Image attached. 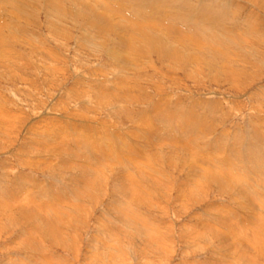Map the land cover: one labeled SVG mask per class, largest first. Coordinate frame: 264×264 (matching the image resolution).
Returning <instances> with one entry per match:
<instances>
[{
	"label": "rangeland",
	"instance_id": "1",
	"mask_svg": "<svg viewBox=\"0 0 264 264\" xmlns=\"http://www.w3.org/2000/svg\"><path fill=\"white\" fill-rule=\"evenodd\" d=\"M57 1L62 4L61 10L49 11L47 17L49 0H10L11 4L0 5L5 7L0 9V108L7 114L2 117L4 122L0 120V264H250L251 258L256 264H264V257L253 258L251 252L235 249L231 235L221 240L220 234L227 232L223 227L233 222V226L244 229L241 226L247 227L256 213L237 204L240 200L247 202L245 194L234 195L208 179L213 173L220 177V167L214 168L215 172L209 169L206 179L195 187L197 194L189 196L185 187L192 179L190 168L176 165L173 169L166 161L169 148L161 147L159 151L164 154L155 164L152 153H147L152 154L150 159L146 154H129L126 149L116 154L139 157L153 166L143 170L145 164L141 162L139 174L137 166L113 160L114 154L89 151L96 143L101 147L110 141H118L119 147L124 141L126 148L131 143L145 147L148 140L157 143L154 136L169 138L176 134L178 140L190 143V156L193 152L205 161L226 159L227 170L223 172H238V188L247 178L243 169L247 165L250 169L252 164L255 170H250L249 179L261 193L254 203L258 208L263 206L261 229L256 235L264 246V0ZM134 24L138 27L136 33L132 32L131 46H139L143 57L132 55L134 65L109 61L107 47L113 44L112 39H119L114 32L121 35L124 28ZM156 42H166L181 61H166L165 57L147 53L145 46ZM162 45L158 53H171ZM123 49L126 51L124 47L116 51ZM118 85L125 87L123 92ZM127 91L129 95L124 96ZM157 107L162 113L171 112L175 118L171 123L180 122L185 129L178 126L170 131V121L152 113ZM56 135L59 142L63 139V150L72 148L71 152L83 153L81 149L86 146L88 160L95 157V162L87 160L85 165L95 164L103 174L95 177V183L90 177L91 188L81 185L86 180L82 172L52 157L72 158L57 152L60 149L54 145H60L55 142ZM108 137L113 140L108 141ZM183 147L185 151L187 145ZM50 149L55 150L52 153ZM105 158L111 164L115 162L119 173L127 175L135 170L132 182L135 187L140 184L137 191L134 189L137 196L113 190L115 180L109 173H115L103 167L106 163L101 165ZM177 158H173L174 164H180ZM77 172L78 180L69 181L67 176H76ZM45 186L55 190L41 191ZM59 189L61 202L52 203L55 211L48 209L49 203L44 207L46 218L50 215L56 226L46 222L47 226H42L41 210L31 209L34 215H30L18 208L21 202L28 209V205L41 207ZM24 194L34 200L21 199ZM126 205L129 209L123 213H130L138 222L116 216V210H124ZM207 212L217 215L213 227H206L211 224ZM107 220L115 223L111 225L113 230ZM139 221L144 224L140 226ZM231 250L235 251L234 258L226 256Z\"/></svg>",
	"mask_w": 264,
	"mask_h": 264
},
{
	"label": "bare ground",
	"instance_id": "2",
	"mask_svg": "<svg viewBox=\"0 0 264 264\" xmlns=\"http://www.w3.org/2000/svg\"><path fill=\"white\" fill-rule=\"evenodd\" d=\"M165 1V0H164ZM9 3V4H11L10 3V0L8 1V0H2V2H0V5L1 4H5V3ZM106 2V1H105ZM109 4V3H108ZM49 5L51 6V7H49V8H47V11H46V17H47V14H48V12L49 11H52V10H54V11H56V12H58V10L60 9L61 10V8H62V4L60 3V2H58L57 0H49ZM89 5V4H88ZM2 7H0V9H1ZM116 8V7H115ZM143 8V7H142ZM3 10L5 9V7H3L2 8ZM90 9V8H89ZM113 9V8H112ZM91 10H95L93 7H92V9ZM144 10V9H143ZM142 10V11H143ZM105 11V10H104ZM118 11V10H117ZM121 11V10H120ZM89 12V11H88ZM97 12V11H96ZM103 12V11H102ZM119 12V11H118ZM145 12V11H144ZM201 12V11H200ZM53 13V12H52ZM55 13V12H54ZM86 13H87V11H86ZM91 13V12H90ZM89 13V14H90ZM104 13V12H103ZM106 13V12H105ZM109 13V12H108ZM107 13V14H108ZM58 14V13H57ZM94 14V13H93ZM92 14V15H93ZM100 14V13H99ZM113 14V13H112ZM115 14H117V13H115ZM139 14V13H138ZM142 15H143V13H141ZM91 15V14H90ZM96 15V14H95ZM101 16H103L102 14H100ZM89 16V15H88ZM108 17V16H107ZM89 18V17H88ZM96 18L97 19H99V17L98 16H96ZM102 18V17H101ZM106 18V17H105ZM109 18H111V17H109ZM49 19V18H48ZM103 19H104V17H103ZM50 20V19H49ZM93 21V20H92ZM94 21H95V19H94ZM82 23V22H81ZM99 24V23H98ZM151 24V23H150ZM157 25V24H156ZM2 26V23H1V25H0V27ZM93 26V25H92ZM136 26L137 25H131V26H128L127 28H124L123 30L125 31V33L123 32L121 35H120V33H118V34H115V32H114V35L115 36H117L119 39H112L113 40V44L110 46L109 45V47H107V53H108V56L106 57L107 59H109V61L110 60H112L113 61V63H115V59H116V61L117 62H119V63H122V65L123 64H125V65H129V64H133L134 65V60H133V58H132V55H134L135 57H136V59L137 58H139V57H143L141 54H139L140 52H139V50H140V47L139 46H137V47H135V46H131V41H133V40H131L132 38H133V34H135L136 33V31H135V28H136ZM142 26V25H141ZM111 27V26H110ZM138 27V26H137ZM145 27H146V25H145ZM151 27V26H150ZM149 27V28H150ZM197 27V26H196ZM106 28V27H105ZM155 28V27H154ZM205 28V27H204ZM100 29V28H99ZM104 29V28H103ZM113 29H116V28H113ZM151 29V28H150ZM250 29V28H249ZM94 30H96V29H94ZM101 30V29H100ZM100 30H98L97 29V33H100L101 34V32H100ZM109 31H110V29H108ZM108 30H106V32H103V33H107V31ZM122 30V31H123ZM153 30V29H152ZM166 30V29H165ZM164 30V31H165ZM169 30H170V28H169ZM168 30V31H169ZM251 30V29H250ZM135 32V33H132V32ZM142 31V30H141ZM167 31V30H166ZM168 31H167V33H168ZM171 31V30H170ZM179 31V30H178ZM95 32V31H94ZM112 32V31H111ZM138 32V31H137ZM142 33V32H141ZM164 33H166V32H164ZM166 33V34H167ZM178 33V32H177ZM177 33H175V34H177ZM179 34V33H178ZM138 35V34H137ZM150 35V34H149ZM205 35V34H204ZM208 35V34H207ZM235 35V34H234ZM142 36V35H141ZM144 36V35H143ZM209 36V35H208ZM146 37V36H145ZM153 37V36H152ZM206 37V36H205ZM213 37V36H212ZM232 37V36H231ZM231 37H230V39H231ZM244 37V36H243ZM242 37V38H243ZM113 38V37H112ZM135 38V37H134ZM141 38V37H140ZM150 39H153L154 40V38H151V36L149 37ZM174 38H177V37H174ZM182 38V37H181ZM207 38V37H206ZM241 38V37H240ZM241 38V39H242ZM178 39V38H177ZM184 39V38H183ZM192 39V38H191ZM244 39V38H243ZM131 40V41H130ZM135 40V39H134ZM143 40V39H142ZM153 40H151V41H153ZM193 40V39H192ZM200 40H201V38H200ZM209 40H211V39H209ZM237 40H239V39H237ZM107 41V40H106ZM141 41V40H140ZM144 41V40H143ZM179 41V40H178ZM205 41V40H204ZM219 41V40H218ZM136 42H138V41H136ZM147 42V41H146ZM146 42H144V43H146ZM206 42H207V40H206ZM241 42V41H240ZM126 43V44H125ZM157 43V45L155 44V43H153L152 45H150V46H145L146 48L148 47V50H147V53L149 52V54H156L158 57H165L166 59V61H168L169 59H175V60H177L176 58H178L180 61H181V59H180V56L178 55V53H173V50L174 49H170L171 47L170 46H168L167 45V43L166 42H161V43H159V42H156ZM162 43L164 44V46H165V48L166 49H164V50H171V53H169V52H161V53H158V49H160V50H163V45H162ZM194 43V42H193ZM204 43V42H203ZM235 43V42H234ZM243 43V42H242ZM134 44H135V42H134ZM147 44V43H146ZM207 44V43H206ZM213 44V43H212ZM238 44V43H237ZM245 44H246V42H245ZM0 46H1V44H0ZM124 47L125 49H126V51H124V49H123V52H120L119 53V51H116V48L117 47ZM239 46V45H238ZM205 48V47H204ZM218 50V49H217ZM245 50V49H244ZM106 51V50H105ZM202 51V50H201ZM210 51V50H209ZM219 51V50H218ZM223 51V50H222ZM195 52V51H194ZM123 53V54H122ZM142 53L143 54H145L144 52H143V49H142ZM197 54V53H196ZM195 54V55H196ZM185 55V54H184ZM245 55V54H244ZM182 56V55H181ZM193 57V56H192ZM197 58V57H196ZM183 59V58H182ZM186 59H188V57L186 58L185 57V60ZM246 59V58H245ZM184 59L182 60L183 62H186ZM197 60V59H196ZM111 61V62H112ZM190 60H188V62H189ZM192 61V60H191ZM193 62H194V60H193ZM197 63H198V60H197ZM118 64V63H117ZM194 64L196 65V63L194 62ZM121 65V66H122ZM132 65V66H133ZM136 65V64H135ZM124 66V65H123ZM128 67V66H127ZM138 67V66H137ZM115 68V67H114ZM228 72V71H227ZM129 78V77H128ZM122 79V78H121ZM118 87H119V85H118ZM78 88V87H77ZM120 88V87H119ZM123 88V89H122ZM122 88H120L121 89V92H123V90L125 89V87H122ZM119 90V89H118ZM126 91V90H125ZM124 91V92H125ZM78 92V91H77ZM116 92V91H115ZM115 92H113L112 91V93L113 94H115ZM128 93V91L126 92V93H124L123 95L124 96H128L129 94H127ZM118 95H120L119 93H118ZM75 96H76V94H75ZM77 98V97H76ZM120 98V97H119ZM121 98H123V97H121ZM126 98V97H125ZM124 98V99H125ZM159 100H164V99H159ZM165 101V100H164ZM167 102V101H166ZM166 105V104H165ZM159 106V105H158ZM173 106V105H172ZM160 107V106H159ZM159 107H157L154 111H153V109H152V113L154 114V115H159L158 117H160L161 119H166V120H168V121H170V122H168V121H166V122H168V123H170V125H168L169 126V129H170V131L172 130V132L175 130L174 128L175 127H177V128H179L178 126H181V127H184L183 125H179V124H182V123H178V122H174V124L173 123H171V121L173 122L174 120H175V118H174V116L171 114V112L170 113H168L167 111H164V113H162V110H161V108H162V105H161V108H159ZM165 107V106H164ZM166 109V108H165ZM163 110H164V108H163ZM159 111V112H158ZM182 111V110H181ZM139 112H140V110H139ZM166 112V113H165ZM6 113H4L3 114V111H2V108H0V120L2 121V122H4V119L2 118L3 117V115H5ZM121 114V113H120ZM182 114H184V113H182ZM187 115H188V113H187ZM6 116H7V114H6ZM148 116V115H147ZM163 117V118H162ZM192 118V117H191ZM160 119V121H162ZM136 120V119H135ZM5 122H6V120H5ZM146 124V123H145ZM187 124H188V122H187ZM4 125V124H3ZM10 125V124H9ZM142 125V124H141ZM61 126V125H60ZM147 126H150V125H148V123H147ZM11 127V126H10ZM7 128V127H6ZM153 129H154V127H153ZM168 129V130H169ZM184 129H185V127H184ZM183 129V130H184ZM182 130V131H183ZM4 131V130H3ZM51 131H53V130H51ZM58 131V130H57ZM108 131H109V129H108ZM144 131V130H143ZM151 130H149V132H150ZM59 132H60V130H59ZM148 132V131H147ZM177 132H178V130H177ZM51 133V132H50ZM61 133H62V130H61ZM60 133V134H61ZM69 133V132H68ZM108 133V135L111 133V130H110V133L109 132H107ZM107 133L105 134V135H107ZM158 133V132H157ZM59 133H58V135H60ZM154 134H155V132H154ZM180 134H182L181 132H180ZM61 135H63V133L61 134ZM131 135V134H130ZM146 135V134H145ZM174 135V134H173ZM178 135V134H177ZM57 136V135H56ZM73 136V135H72ZM112 136H113V134H112ZM134 136V135H133ZM158 136V135H157ZM162 136V135H161ZM170 136V135H169ZM175 136V137H174ZM174 136H170L169 138H162V137H159V138H157L156 136H154L155 137V141L157 142V143H155L154 141V143H152V141L151 140H148L147 141V144H145V147L144 146H140V147H138L137 148V146H139V145H137L136 147L134 146V144H130V145H127L128 146V148H126V146H125V141L123 142L124 143V145L121 147H119L118 145V141H117V138H116V141L117 142H115V143H113V141H110V142H105V139L103 138V140H102V142L104 141L105 143H103L102 144V146L100 147L99 145H97V143H96V146L94 147V149H93V147H91L90 145V149H89V151H91L92 150V152H94V151H97V152H100V153H103L104 155L105 154H114V157H112V156H107V158H110V157H112L113 158V160H117V161H123V162H126V163H131L132 164V166H137V168H138V174L140 173L139 172V170H140V167L141 166H139L140 164H141V162H142V160L141 159H139V157L137 158V159H135V158H131V157H128V158H125V157H117V155L116 154H118V153H125V149H126V151L129 153V154H139V156H141V154L142 155H147V153H152V154H154L153 155V159H152V161H154V164L156 163V159H157V157H160L161 155H163L164 153H162L161 151H159L160 149H162V148H169V155H168V158H167V160L166 161H169L170 163H169V165L170 164H172V168H173V166H176V165H179V166H182V169H184L185 167H186V169L187 168H190V172L191 173H189L190 174V176L189 177H191L192 179H189L188 180V184H187V186L185 187L186 188V190L188 189V194H189V196H191V195H193L194 193H196L197 194V191H196V189H195V187H196V185L198 184L199 185V181H203V180H205L206 178V175H208L209 174V172L211 171V170H213L214 168H219L220 167V174H222V175H220V177L219 176H217V174H215V173H213V175L212 174H209V176H210V178H208V179H211V180H214V182H216V183H218V186H220L221 188H223V189H225V190H227V191H229L230 193H232V194H234V195H238V194H242V195H246L247 197H248V200H247V202H243V200H240L239 201V203H237L239 206H244V207H246V209H251V211L252 210H254V212L256 213L255 214V218H253V219H255L254 221H253V219H252V221H249V223H247V227H243V226H241L240 224L238 225V226H241L242 228H244V229H241V228H239V227H237V226H233L232 224H233V222L232 223H229V225H228V227H223V230H225V231H227V232H222V235L220 234V237L222 238L221 240H224V238L226 237V235H231V242H232V246L233 247H235V249H236V247H241V248H243V250L245 249V250H247L248 252H251V253H249V255L251 254V256L254 258V256L256 257V256H262V257H264V246H262V244H261V240H260V238L258 237V234L256 235V233H257V231L259 232V229H261L259 226H260V224L262 223L261 222V220H260V218H262L261 216L263 215L262 214V208H263V206L262 207H259L258 208V205H255V203H256V201H258L259 199H260V195H261V193H260V191H256L255 190V181L254 180H251V179H249L250 177L249 176H251V171L250 170H255V167H252V164L250 165V169H248L247 167L249 166V165H247V167L246 168H244L243 169V171H245L246 173H244V174H246V176H247V178L249 179V182L247 181L248 179L246 178V180H244L243 181V183H242V186L243 187H239L238 188V186H239V184H240V181H239V177H240V175H238L237 173H236V175H232V174H230L229 173V175L227 174V175H225L226 173H225V171L223 172V169L224 170H227V168H225L226 167V165H224V162L226 161V159H224V161H218V160H216V159H209V161H205V160H202V159H200V158H197L196 156H193V152H191V155L192 156H190L189 155V152H190V150H189V147H190V143L188 142V141H180V140H178L177 138H176V134L174 135ZM59 136H57V140H55V142H57L58 141V144L60 145V146H56V144L54 145V147H55V149H60V150H57V152L59 153V154H62V153H67V154H69L72 158L71 159H65V158H61V157H58V156H53V151L55 150H53L52 151V149H50L51 151H52V157H55V158H57V159H60L61 160V162L63 161L64 163V165L67 167H69V168H72V169H77L79 172H82V174H83V176L86 178V180H84V181H82L81 183V185H83L84 187L85 186H87V187H90L91 188V183H89L88 184V181H89V179H91L90 177H92V178H94V180L92 181V182H94L95 180H97V178L95 179V177H98V178H100L101 177V175L103 174V172H101L100 171V168H98V167H95V164H92L91 163V171H90V167L88 166L87 167V165H85V161H87L88 159H89V157H88V155H87V147L86 146H83V149H81L82 151H83V153H80V152H78V151H75V152H71V149H66L65 148V150H63L64 149V144H63V139L59 142V138H58ZM71 137V136H70ZM116 137V136H115ZM114 137V138H115ZM61 138V137H60ZM50 139H52V137L50 138ZM71 139V138H70ZM108 139V141H109V137L107 138ZM142 139V138H141ZM146 139V138H145ZM154 139V138H153ZM165 139V140H164ZM184 139V138H183ZM186 139V138H185ZM184 139V140H185ZM190 139V138H189ZM46 140V139H45ZM53 140V139H52ZM72 140V139H71ZM76 140H77V138H76ZM96 140V139H95ZM99 140H101V139H99ZM99 140H97V141H99ZM110 140H113L112 138L110 139ZM54 141V140H53ZM52 141V142H53ZM119 141H121L120 139H119ZM49 142H51V141H49ZM51 142V143H52ZM89 142V141H88ZM88 142H86V143H88ZM100 142L101 141H99V143L98 144H100ZM129 142V141H128ZM65 143V142H64ZM79 143V142H78ZM84 143V142H83ZM91 143V142H90ZM145 143V142H144ZM46 144V143H45ZM47 144H49L48 142H47ZM129 144V143H128ZM184 144L185 145H187V148H186V150L185 151H182V149L184 148L183 146H184ZM104 145V146H103ZM121 145V144H120ZM47 146V145H46ZM45 146V147H46ZM53 146V145H52ZM124 146H125V148H124ZM164 146V147H163ZM49 147V146H48ZM50 147H51V145H50ZM54 147H51V148H54ZM66 147V146H65ZM154 147V148H153ZM162 147V148H161ZM87 148V149H86ZM48 149V148H47ZM185 149V148H184ZM42 150V149H41ZM49 150V149H48ZM63 150V151H62ZM76 150V149H75ZM84 150H85V152H84ZM167 150V149H166ZM46 151V150H45ZM154 151H156V152H154ZM46 153V152H45ZM162 153V154H161ZM152 154L150 155V154H148L147 156H148V158L150 159L151 158V156H152ZM82 155H83V157L84 158H82ZM124 155V154H123ZM246 155V154H245ZM252 155V154H251ZM251 155H248V156H251ZM93 157V156H92ZM174 157H178L177 159H181V160H179V161H181V162H179L180 164H174ZM161 158V157H160ZM205 158V157H204ZM212 158V157H211ZM95 162L96 160H95V157L94 158H92L91 159V157H90V160H88V162ZM147 161V160H146ZM149 161V160H148ZM147 161V162H148ZM151 161V162H152ZM188 161V162H187ZM249 161V160H248ZM22 162V161H21ZM52 162V161H51ZM210 162V163H209ZM250 162V161H249ZM49 163V162H48ZM47 163V164H48ZM81 163H83V164H81ZM104 163H106V164H104ZM167 163V162H166ZM227 164H228V166H229V161H227L226 162ZM251 163V162H250ZM26 164V163H25ZM40 164V163H39ZM102 164H104L103 165V167H105L106 168V170H108V171H114V173H115V175H113V172H112V174L111 173H109L110 174V176H111V178H113L114 180H115V183H114V186H113V190H115L117 193L119 192V194H123V195H128L129 197H133V194L134 195H136L137 196V194H135L136 192H135V190L134 189H136V191H137V188H139L140 187V184H136V187H135V184L132 182V180H133V175H132V173L134 172L135 173V170L133 171V172H127V175H124L125 173H122V172H120L119 173V171H120V168L116 171V168H115V166L116 165H114L115 164V162H114V164L112 163H109V162H107V159L105 158L103 161H102V163H101V165ZM142 164H145L144 166H143V170H145L144 168H145V166L147 167L146 169L147 170H149V169H151L153 166H151V164L150 165H148L147 166V164L146 163H143L142 162ZM202 164H204V165H202ZM249 164V163H248ZM49 165V164H48ZM258 165L259 164H257V166H256V171L258 172L259 171V167H258ZM45 166V165H44ZM61 166V165H60ZM130 166V165H129ZM132 166H130V167H132ZM201 166H203L201 169H199ZM225 166V167H224ZM230 166H231V164H230ZM233 166H235V167H237L236 165H233ZM260 166V165H259ZM66 167H63L62 166V168H66ZM118 167V166H117ZM243 167V166H242ZM127 169V168H126ZM174 169V168H173ZM209 169H210V171H209ZM231 169V168H230ZM236 169V168H235ZM241 169V168H240ZM125 170V169H124ZM142 170V171H143ZM185 170V169H184ZM217 170V169H216ZM238 170V169H237ZM88 171H90V172H88ZM116 171V172H115ZM126 171H129V170H126ZM132 171V170H131ZM214 171V170H213ZM234 171V170H233ZM240 171V170H239ZM156 172H158V170L156 171ZM212 172V171H211ZM215 172V171H214ZM217 172H218V170H217ZM219 172H218V175H219ZM228 172V171H227ZM206 173V174H205ZM233 173V172H232ZM263 173V172H262ZM74 173H70V176H67L68 178H69V181H77L78 180V177H79V175H78V172L76 173L77 175L75 176V175H73ZM81 174V173H80ZM81 174V175H82ZM136 174V173H135ZM137 174V175H138ZM234 174V173H233ZM96 175V176H95ZM120 175H123V176H120ZM61 176V175H60ZM100 176V177H99ZM133 176V177H132ZM222 176V177H221ZM223 176H227V177H230L229 179H227L226 177H223ZM148 178H149V175L147 176ZM62 178V177H61ZM241 178V177H240ZM259 178V177H258ZM76 179V180H75ZM140 179V178H139ZM146 179V178H145ZM61 180V179H60ZM60 180H58V182L60 181ZM192 180V181H191ZM138 181V180H137ZM43 182V181H42ZM47 182V181H46ZM96 182V181H95ZM94 182V183H95ZM135 182V181H134ZM191 182V183H190ZM61 183V182H60ZM78 184H79V182H77ZM76 183V184H77ZM138 183V182H137ZM212 183V182H211ZM200 184H201V182H200ZM50 185V184H49ZM142 185V184H141ZM191 185V186H190ZM18 186V185H17ZM48 186V185H47ZM68 186V185H67ZM66 186V187H67ZM189 186V187H188ZM72 187H74L73 186V184H72ZM76 188H77V186H75ZM74 187V188H75ZM135 187V188H134ZM142 187V186H141ZM48 188H51L50 186L49 187H44V188H40V190L41 191H43V192H46L47 190V193L48 192H50V191H52V190H55V188L53 189V188H51V189H48ZM65 188V187H64ZM63 188V189H64ZM143 188V187H142ZM145 188V187H144ZM197 188H198V186H197ZM15 189V188H14ZM19 189V188H18ZM21 189H23V188H21ZM46 189V190H45ZM63 189L61 190V191H63ZM66 189V188H65ZM78 190H84L83 189V187H81L80 186V188L78 187L77 188ZM223 189H221V190H223ZM70 190V189H69ZM15 191V190H14ZM58 191H60V189L59 190H57V192L56 193H54V195L53 196H51V193H50V196H51V200L49 201H44L43 202V204H41V207L40 206H37V208L35 207V206H29L28 205V207L30 208V209H28V208H25L24 206H25V204H23L22 202H21V204H20V202L18 201V199H16L18 202H19V206H18V208L24 213V214H33V212H31L30 210L31 209H35V210H38V211H40L41 210V219H42V221H41V223H43V225L42 226H47V225H49V226H51V227H53V226H56L58 223L56 222V223H53L52 224V219H51V216L50 215H48L49 217H48V219L46 218V215H47V213H46V210L44 209V207H45V205L47 204V203H49L48 204V209L49 210H51L52 209V203L54 204L55 202H57L58 204L61 202V198L58 196V194H61V193H58ZM67 191V190H66ZM75 191H77V190H75ZM143 191V190H142ZM203 191V190H202ZM25 192V191H24ZM144 192V191H143ZM143 192L141 193V195H139V196H141L140 198H143L142 196L144 195L143 194ZM47 193H45V194H47ZM77 193V192H76ZM75 193V195L77 196V194ZM250 193H252V194H250ZM263 193H264V190H263ZM53 194V193H52ZM57 194V195H56ZM260 194V195H259ZM22 195V194H21ZM20 195V196H21ZM73 195H74V193H73ZM147 195V194H146ZM24 196V197H23ZM22 197L23 198H21V199H23V200H25V198H28V199H30L31 197L28 195V197H25V194L23 195ZM27 196V195H26ZM67 196H68V194H67ZM75 196V197H76ZM122 196V195H121ZM19 197V196H18ZM81 197V196H80ZM87 197V196H86ZM123 197V196H122ZM184 197V196H183ZM70 199V198H69ZM69 199H67V200H69ZM75 199V198H74ZM80 199V198H79ZM16 200H12L13 202H16ZM32 200H34V198H31V200L30 201H32ZM63 200V199H62ZM76 200V199H75ZM139 200V199H138ZM21 201V200H20ZM29 201V200H28ZM261 201H262V199H261ZM5 202V201H4ZM17 202V203H18ZM255 202V203H254ZM123 203V202H122ZM27 204H28V202H27ZM124 204V203H123ZM259 204V203H258ZM263 204H264V202H263ZM22 205V206H21ZM63 205V204H62ZM75 205V204H74ZM124 206V205H123ZM129 206L130 205H126V208L123 210V209H118V210H116V211H118L120 214H122V216H120L119 215V213L118 214H116V216L119 218V217H121V219L123 220H128V221H132V222H138V220L135 218V217H133V215H131L130 213H129V215H126L125 213H123V211H125V210H128L129 209ZM212 206H214V205H212ZM259 206H260V204H259ZM56 207V206H55ZM119 207V206H118ZM211 208V207H210ZM241 208V207H240ZM12 209V208H11ZM116 209V208H115ZM259 209H260V211H259ZM9 210V209H8ZM52 210H54V209H52ZM244 210V209H243ZM256 210V211H255ZM55 211V210H54ZM208 211V210H207ZM210 211V210H209ZM264 211V210H263ZM58 212H59V210H58ZM53 213V212H52ZM50 214V213H49ZM106 214H107V212H106ZM207 214L209 215V216H206L207 218V220L208 221H210L211 222V224H206V227H213L212 226V223L213 224H216V221H214L215 219V217L217 216H215V215H212V213L211 212H207ZM220 214V213H219ZM34 215V214H33ZM40 215V214H39ZM251 215V214H250ZM56 216V215H55ZM100 216V215H99ZM103 216V215H102ZM252 216H254V215H252ZM251 216V217H252ZM199 217V216H198ZM37 218V217H36ZM35 218V219H36ZM39 218L40 217H38V220H39ZM43 218H44V220H43ZM62 218V217H61ZM102 218V217H101ZM257 218V219H256ZM35 219H34V222H35ZM55 219V218H54ZM53 219V220H54ZM56 219H60V217L58 218V217H56ZM55 219V220H56ZM103 219V218H102ZM130 219V220H129ZM228 220H229V218H228ZM37 221V220H36ZM156 221V220H155ZM235 221V220H234ZM259 221V222H258ZM47 223V225H46V223ZM153 222V221H152ZM165 222V221H164ZM250 222L252 223V224H250ZM256 222H258L259 224L257 225L256 224ZM139 223H140V226H141V224H144V223H141L140 221H139ZM204 223H206V222H203L202 224H204ZM235 223V222H234ZM35 224V223H34ZM61 224V223H60ZM105 224V223H104ZM107 224H108V226H109V228H111V225H113L114 226V224L115 223H112L111 222V220H110V223H108V220H107ZM136 224H138V223H136ZM160 224V223H159ZM235 224H238V223H235ZM147 225V224H146ZM156 225H157V223H156ZM48 226V227H49ZM144 226V225H143ZM163 226V225H162ZM205 225H203L202 226V229H203V227H204ZM233 226V227H232ZM26 227V226H25ZM133 227V226H132ZM146 227V226H145ZM144 227V228H145ZM152 228V227H151ZM263 228V227H262ZM112 230H113V227L111 228ZM246 229H248V232L246 233ZM25 230V229H24ZM151 230V229H150ZM153 230V229H152ZM231 230H232V232H231ZM34 231V230H33ZM98 232V231H97ZM211 232H213V233H215V231L214 230H212ZM262 232V231H261ZM232 233V234H231ZM140 235V234H139ZM153 235V234H152ZM259 235H261V234H259ZM22 236V235H21ZM160 236V235H159ZM60 237H61V235H60ZM59 237V238H60ZM145 237V236H144ZM148 237V236H147ZM207 237V236H206ZM261 237V236H260ZM28 238V237H27ZM154 238V237H153ZM209 238V237H208ZM61 239H63V238H61ZM148 239V238H147ZM149 239H150V236H149ZM153 240V239H152ZM210 240V239H209ZM215 240V239H214ZM219 240V239H218ZM61 241V240H60ZM71 241V240H70ZM74 241V240H73ZM104 241V240H103ZM158 241V240H157ZM217 241V240H216ZM218 242V241H217ZM223 242V241H222ZM15 244V243H14ZM13 245V244H12ZM225 245V244H224ZM161 246V245H160ZM226 248H227V246H226ZM232 248V247H231ZM186 249V248H185ZM224 250H225V248H224ZM241 250L239 249V252H240ZM228 252V251H227ZM243 252V251H242ZM19 253H21V252H19ZM229 254L228 255H226L227 257H232V258H234V254H235V251L234 250H231L230 252H228ZM244 253V252H243ZM246 253V252H245ZM236 255H237V253H236ZM244 255V254H243ZM215 257V256H214ZM240 257V259L242 258V259H244L243 257L244 256H239ZM261 257V258H262ZM250 258V257H249ZM258 258V257H257ZM236 259V258H235ZM246 259V258H245ZM247 260V259H246ZM250 260V261H249ZM248 261H249V263L250 264H256V260L254 261L252 258L251 259H249ZM236 261V260H235ZM238 261V260H237ZM244 262V261H243ZM237 263V262H236ZM239 263V262H238ZM246 263V262H245ZM248 264V263H247Z\"/></svg>",
	"mask_w": 264,
	"mask_h": 264
}]
</instances>
